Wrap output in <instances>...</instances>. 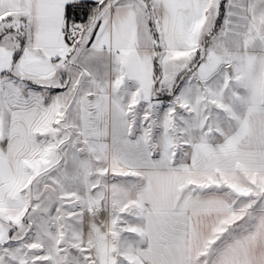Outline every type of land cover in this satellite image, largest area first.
<instances>
[{"label":"snow or ice","instance_id":"snow-or-ice-1","mask_svg":"<svg viewBox=\"0 0 264 264\" xmlns=\"http://www.w3.org/2000/svg\"><path fill=\"white\" fill-rule=\"evenodd\" d=\"M0 264H264V0H0Z\"/></svg>","mask_w":264,"mask_h":264}]
</instances>
